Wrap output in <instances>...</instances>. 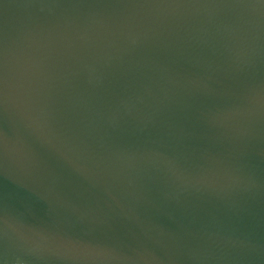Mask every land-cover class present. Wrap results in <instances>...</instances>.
I'll return each instance as SVG.
<instances>
[{"label": "water", "instance_id": "obj_1", "mask_svg": "<svg viewBox=\"0 0 264 264\" xmlns=\"http://www.w3.org/2000/svg\"><path fill=\"white\" fill-rule=\"evenodd\" d=\"M0 264H264V0H0Z\"/></svg>", "mask_w": 264, "mask_h": 264}]
</instances>
